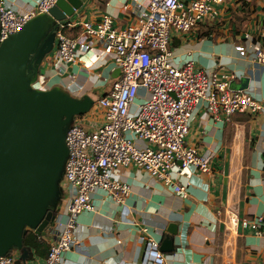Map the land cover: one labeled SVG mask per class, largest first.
<instances>
[{
  "label": "crops",
  "instance_id": "crops-1",
  "mask_svg": "<svg viewBox=\"0 0 264 264\" xmlns=\"http://www.w3.org/2000/svg\"><path fill=\"white\" fill-rule=\"evenodd\" d=\"M3 1L26 14L39 0ZM147 1L86 0L75 17L56 31L65 23L69 28H80L86 21L96 24L103 12L109 13L113 25L121 29L136 24V11ZM214 7L219 10L217 19L208 15L187 31L172 30L173 60H193L197 69L232 74V88L247 91L264 105V64L253 55L256 46L264 53V0H223ZM55 48L56 37L44 57L49 65L42 63L40 71L53 85H61L74 96L92 97L93 105L81 123L93 130L102 121L96 101L112 88L119 75L114 59L94 44L57 75ZM146 95L139 89L130 106L132 112ZM229 122L226 138V123L211 120L198 106L187 142L202 154H211L210 169L196 174L192 168L176 164L171 176L186 186L185 198L139 167L119 168L115 176L129 184V195L122 203H115L102 189L91 193L94 209L78 215L75 239L79 244L65 254L64 264H140L148 253L147 240L142 241L141 235L159 242L171 223L178 233L175 250L162 252L166 264H264V226L255 230L242 225L243 219L264 215V111L236 113ZM136 144L143 145L140 141ZM61 186L67 195L63 179ZM230 215L236 216V224L229 223ZM48 234L47 243L53 238V230ZM41 260L43 257L34 253L28 259L32 263Z\"/></svg>",
  "mask_w": 264,
  "mask_h": 264
},
{
  "label": "built area",
  "instance_id": "built-area-1",
  "mask_svg": "<svg viewBox=\"0 0 264 264\" xmlns=\"http://www.w3.org/2000/svg\"><path fill=\"white\" fill-rule=\"evenodd\" d=\"M54 2L39 0L32 10L21 14L0 0V42L19 32L30 18L46 13ZM218 3L223 0H148L138 7L136 24L120 29L113 25L112 16L103 12L96 24L81 22L75 37L66 36L60 29L56 31L53 66L57 75L94 44L112 55L119 75L112 88L96 101L101 123L93 130H85L81 117L76 116L69 126L63 173L65 202L56 214L46 256L41 262L27 260L23 264H64L65 254L79 244L75 239L78 215L94 209L91 193L102 189L115 203H122L129 195V184L115 176L119 168L139 167L185 198L186 186L171 176L176 164L180 162L183 169L192 168L196 174H205L210 169L211 154H202L187 142L199 105L211 120L221 125L235 113L264 111V105L250 93L230 86L234 75L197 69L193 60L183 63L173 60L172 30L187 31L208 15L217 19L219 10L214 4ZM253 55L254 60L264 64L259 46ZM31 86L44 90L53 84L40 71ZM139 89L147 95L132 112L130 106ZM138 141L143 145L137 146ZM228 221L236 224L237 218L230 215ZM242 225L256 230L264 226V215L243 219ZM140 238L147 240L148 249L140 264H166L159 243L146 235ZM18 256L19 251L13 250L0 256V264H15Z\"/></svg>",
  "mask_w": 264,
  "mask_h": 264
},
{
  "label": "water",
  "instance_id": "water-1",
  "mask_svg": "<svg viewBox=\"0 0 264 264\" xmlns=\"http://www.w3.org/2000/svg\"><path fill=\"white\" fill-rule=\"evenodd\" d=\"M85 2L55 0L46 13L0 42V256L18 250L15 264L25 263L32 253L23 244L28 229L42 237L52 220L55 228L68 155L66 132L74 117L93 105L89 95L74 96L61 85L44 90L31 86L57 28ZM177 233L176 225L169 224L158 242L161 252L175 250Z\"/></svg>",
  "mask_w": 264,
  "mask_h": 264
},
{
  "label": "trees",
  "instance_id": "trees-1",
  "mask_svg": "<svg viewBox=\"0 0 264 264\" xmlns=\"http://www.w3.org/2000/svg\"><path fill=\"white\" fill-rule=\"evenodd\" d=\"M69 29H72L74 31L71 34H69L68 33ZM79 29H80L79 27L69 28L67 23H65L64 25H62L60 27V30L68 37L77 36L79 34ZM229 132H230V122H227L225 124V128H224V134H225L226 138H227ZM248 155H249V147L246 146L245 147V160H244L245 164H247L249 162L248 161ZM50 210H52V209H50ZM52 212H53V210H52ZM53 214H55V213L53 212ZM23 244L30 251H32V253H34V255H37V256H40V257H43V258L46 256V254L48 252V248H49L48 243L43 239V237L36 235L34 233V231L31 230V229H28L26 231V233L24 234V236H23Z\"/></svg>",
  "mask_w": 264,
  "mask_h": 264
},
{
  "label": "rangeland",
  "instance_id": "rangeland-1",
  "mask_svg": "<svg viewBox=\"0 0 264 264\" xmlns=\"http://www.w3.org/2000/svg\"><path fill=\"white\" fill-rule=\"evenodd\" d=\"M143 91L145 92V90H143ZM95 96H96V95H95ZM82 116H83V115H81L80 117H82ZM83 128H84L85 130H88L86 126H83ZM65 198H66L65 191L62 190V192H61V198L59 199L57 210L60 209V207H61L62 204H63V201L65 200ZM52 222H53V220H52ZM52 222L49 224V226H47V228H46V234H45L44 236H42L43 239H44L46 242H47V238L49 237V236H48V235H49L48 232H52V226H53Z\"/></svg>",
  "mask_w": 264,
  "mask_h": 264
}]
</instances>
